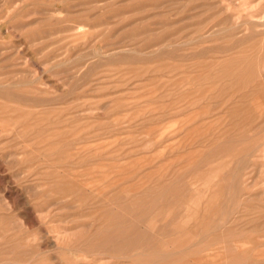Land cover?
<instances>
[{
	"label": "rangeland",
	"instance_id": "1",
	"mask_svg": "<svg viewBox=\"0 0 264 264\" xmlns=\"http://www.w3.org/2000/svg\"><path fill=\"white\" fill-rule=\"evenodd\" d=\"M0 247L263 264L264 0H0Z\"/></svg>",
	"mask_w": 264,
	"mask_h": 264
},
{
	"label": "bare ground",
	"instance_id": "2",
	"mask_svg": "<svg viewBox=\"0 0 264 264\" xmlns=\"http://www.w3.org/2000/svg\"><path fill=\"white\" fill-rule=\"evenodd\" d=\"M17 50H18V49H17ZM2 75H3V74H2ZM260 108H261V107H260ZM82 141H83V140H82ZM74 142H75V141H74ZM86 142H87V141H86ZM17 155H18V154H17ZM94 159H95V158H94ZM1 166H2V165H1ZM3 169H4V168H3ZM174 173H175V172H174ZM137 183H138V182H137ZM83 185H84V184H83ZM123 188H124V187H123ZM195 188H196V187H195ZM115 189H116V188H115ZM196 190H197V189H196ZM127 192H128V191H127ZM196 193H197V192H196ZM196 193H195V194H196ZM128 194H129V193H128ZM132 194H133V193H132ZM199 194H200V193H199ZM200 195H201V194H200ZM210 195H212V193H210ZM130 196H131V194H130ZM208 196H209V195H208ZM214 196H215V195H214ZM185 197H186V196H185ZM212 197H213V196H212ZM212 197H210V198L208 197L207 199H211ZM131 198H132V197H131ZM207 199H206V200H207ZM6 200H7V199H6ZM119 200H120V199H119ZM197 200H198V199H197ZM214 200H215V198H214ZM115 201H116V200H115ZM212 201H213V200H212ZM122 202H123V201H122ZM114 203H115V202H114ZM107 204H108V203H107ZM109 204H110V202H109ZM185 204H186V203H185ZM86 205H87V204H86ZM211 205H214V204H211ZM211 205H210V206H211ZM112 206H113V205H112ZM204 206L206 207V205H204ZM202 207H203V206H202ZM211 208H212V207H211ZM9 209H10V208H9ZM29 209H30V208H29ZM127 209H128V208H127ZM154 209H155V207H154ZM154 209H153V210H154ZM160 209H161V208H159V210H160ZM202 209H203V208H202ZM207 209H208V210H206V211H209V210H210V209H209V206H208ZM126 211H127V210H126ZM184 211H185V210H184ZM202 211H203V210H202ZM37 212H38V211H37ZM40 212H41V211H40ZM127 212H128V211H127ZM127 212H126V213H127ZM145 212H146V211H145ZM155 212H156V211H155ZM189 212H190V211H189ZM204 212H205V211H204ZM31 213H32V212H31ZM124 213H125V212H124ZM165 213H166V212H165ZM196 213H197V212H196ZM200 213H201V212H200ZM131 214H132V213H131ZM142 214H143V215H141V216L144 217V216H145L144 214H146V213L143 212ZM152 214H154V213L152 212ZM192 214H194V213H192ZM201 214H202V213H201ZM206 214H207L206 216H208V213H206ZM33 215H34V214H33ZM40 215H42V214H40ZM128 215H130V214H128ZM132 215H133V214H132ZM135 215H136V213H135ZM34 216H35V215H34ZM34 216H33V217H34ZM149 216H150V215H149ZM166 216H168V215H166ZM169 216H170V215H169ZM185 216H186V214H185ZM199 216H200V215H199ZM199 216H198V217H199ZM221 216H222V215H221ZM221 216H220V217H221ZM130 217H131V216H130ZM135 217H138V216H135ZM26 218H27V217H26ZM117 218H118V217H117ZM138 218H139V217H138ZM145 218H146V217H144V219H145ZM184 218H185V217H184ZM206 218H207V217H206ZM28 219H29V217H28ZM133 219H134V218H133ZM133 219H132V220H133ZM164 219H165V218H164ZM166 219H167V218H166ZM195 219H197V218H195ZM29 220H30V219H29ZM32 220H33V219H32ZM147 220H148V219H147ZM147 220H146V221H147ZM174 220H175V219H174ZM199 220H200V218H199ZM199 220H198V221H199ZM35 221H36V218H35ZM123 221H124V220H123ZM138 221H139V219H138ZM157 221H158V220H157ZM31 222H32V221H31ZM131 222H132V221H131ZM173 222H174V221H173ZM173 222H172V224H173ZM175 222H176V221H175ZM178 222H179V221H178ZM178 222H177V223H178ZM27 223H28V222H27ZM111 223H113V222H111ZM134 223H136V222H134ZM147 223H148V222H147ZM113 224H114V223H113ZM127 224H128V223H127ZM168 224H169V223H168ZM130 225H131V224H130ZM142 225H143V224H142ZM142 225H141V226H142ZM193 225H196V226H197V224H193ZM224 225H225V224H224ZM98 226H99V225H98ZM109 226H110V225H109ZM115 226H117V225H115ZM118 226H119V225H118ZM128 226H129V225H128ZM128 226H127V228H128ZM131 226H132V225H131ZM158 226H159V225H158ZM158 226H157V227H158ZM180 226H181V225H180ZM187 226H188V225H187ZM190 226H192V225H190ZM190 226H189V229H190ZM99 227H100V226H99ZM99 227H98V228H99ZM106 227H107V225H106ZM120 227H123V226L120 225ZM120 227H119V228H120ZM147 227H148V226H147ZM147 227H146V228H147ZM102 228H103V227H102ZM102 228H101V229H102ZM107 228H108V227H107ZM125 228H126V227H125ZM144 228H145V227H144ZM101 229H100V230H101ZM148 229H150V228H148ZM179 229H180V228H179ZM106 230H107V229H106ZM109 230H110V229H109ZM112 230H113V229H112ZM115 230H117V229H115ZM122 230H123V229H122ZM159 230H160V229H159ZM161 230H162V229H161ZM170 230H171V229H170ZM182 230H184V229H182ZM118 231H119V229H118ZM143 231H144V230H143ZM163 231H164V230H163ZM163 231H160V232H163ZM178 231H179V230H178ZM105 232H106V231H105ZM107 232H108V231H107ZM115 232H116V231H115ZM128 232H129V230H128ZM133 232H134V231H133ZM154 232H155V231H154ZM154 232H153V234H154ZM100 233H101V231H100ZM156 233H157V232H156ZM52 234H53V233H52ZM54 234H55V233H54ZM56 234H57V233H56ZM58 234H59V233H58ZM62 234H63V233H62ZM64 234H66V233H64ZM98 234H99V233H98ZM165 234H166V233H165ZM173 234H174V233H173ZM173 234H172V235H173ZM5 235H6V234H5ZM142 235H143V234H142ZM142 235H141V236H142ZM170 235H171V234H170ZM170 235H169V236H170ZM174 235H175V234H174ZM64 236H65V235H63V238H62L63 240H64ZM127 236H128V235H127ZM1 237H2V236H1ZM54 237H56V236H54ZM58 237H59V236H58ZM58 237H57V239L59 240ZM67 237H68V235H67ZM164 237H165V236H164ZM170 237H171V236H170ZM50 238H51V237H50ZM110 238H111V237H110ZM126 238H127V237H126ZM162 238H163V236H162ZM57 239H56V241H57ZM62 239H60V240H62ZM69 239H70V238H69ZM123 239H124V238H123ZM159 239L162 240L161 238H159ZM163 239H164V238H163ZM48 240H50V239H48ZM116 240H117V239H116ZM177 240H178V239H177ZM42 241H43V240H42ZM158 241H159V240H158ZM158 241H157V242H158ZM240 241H241V240H240ZM242 241H243V240H242ZM53 242H54V241H53ZM58 242L60 243L61 241H58ZM62 242L64 243V241H62ZM160 242H161V241H160ZM178 242H180V241L178 240L177 243H178ZM18 243H19V242H18ZM55 243H56V242H55ZM115 243H116V241H115ZM218 243H219V242H218ZM232 243H233V241H232ZM49 244H50V243H49ZM69 244H70L69 246L72 245L71 243H69ZM137 244H140V243H137ZM226 244H227V243H226ZM242 244H243V243H242ZM54 245H55V244H54ZM54 245H53V246H54ZM63 245H64V244H63ZM63 245H62V246H63ZM86 245H87V244H86ZM152 245H153V243H152ZM7 246H8V245H7ZM50 246H51V245H50ZM57 246H59V245H57ZM60 246H61V244H60ZM136 246H137V245H136ZM180 246H181V245H180ZM232 246H234V245L232 244ZM246 246H247V245H246ZM67 247H68V245H67ZM162 247H163V246H162ZM173 247H174V245L172 246V248H173ZM249 247H250V246H249ZM0 248H1V247H0ZM21 248H22V247H21ZM45 248H46V247H45ZM68 248H69V247H68ZM68 248H67V249H68ZM95 248H96V247H95ZM172 248H171V249H172ZM178 248H180V247H178ZM51 249H52V248H51ZM61 249H62V248H61ZM75 249H76V248H75ZM105 249H109V248H105ZM134 249H135V248H134ZM146 249H147V248H146ZM175 249L178 250L177 248H175ZM175 249H174V251H175ZM236 249H237V248H236ZM238 249H239V248H238ZM242 249H243V248H242ZM53 250H56V249H53ZM57 250H58V248H57ZM57 250H56V251H57ZM59 250H60V249H59ZM64 250H65V249H64ZM78 250H79V249H78ZM165 250H166V249H165ZM224 250H226V249L224 248ZM251 250H252V249H251ZM251 250H250V251H251ZM48 251H49V250H48ZM61 251H62V250H61ZM71 251H72V250H70V252H71ZM79 251H80V250H79ZM81 251H82V249H81ZM102 251H103V250H101V252H102ZM143 251H144V248H143ZM143 251H142L141 253H143ZM169 251H170V249H169ZM169 251H168V252H169ZM179 251H180V250H179ZM179 251H177V252H179ZM217 251H218V249H217ZM46 252H47V251H46ZM82 252H84V251H82ZM131 252H132V251H131ZM131 252H130V253H131ZM144 252H145V251H144ZM149 252H150V251H149ZM152 252L156 253L155 250H153ZM152 252H151V255L153 254ZM237 252H238V251H237ZM243 252H244V251H243ZM256 252H257V251H256ZM12 253H13V252H12ZM20 253H21V252H20ZM71 253H72V252H71ZM71 253H70V254H71ZM74 253H75V251H74ZM85 253H86V252H85ZM92 253H94V252H92ZM160 253H162V252H160ZM175 253H176V252H175ZM215 253H216V252H215ZM218 253H219V252H218ZM244 253H245V252H244ZM251 253H252V252H251ZM78 254H79V253H78ZM82 254H83V253H82ZM82 254H81V255H82ZM87 254H88V253H87ZM95 254H96V253H95ZM133 254H136V253H133ZM146 254H147V252H146ZM149 254H150V253H149ZM149 254H148V255H149ZM177 254H179V253H177ZM229 254H231V253H229ZM255 254H256V253H255ZM76 255H77V254H76ZM79 255H80V254H79ZM84 255H86V254H84ZM91 255H92V254H91ZM109 255H111V253H110ZM115 255H116V254H115ZM126 255H127V253H126ZM139 255H140V254H139ZM142 255H143V254H142ZM153 255H154V254H153ZM158 255H159V254H158ZM166 255H167V254H166ZM175 255H176V254H174V257H175ZM208 255H209V254H208ZM233 255H234V254H233ZM86 256H87V255H86ZM88 256H89V255H88ZM93 256H94V255H93ZM95 256H99V255H95ZM118 256H119V255H117L116 257H118ZM132 256H133V255H132ZM135 256H136V255H135ZM137 256H138V255H137ZM146 256H147V255H146ZM154 256H155V255H154ZM156 256H157V253H156ZM170 256H171V255H169V257H170ZM212 256H214V255H212ZM229 256H230V255H229ZM229 256H228V257H229ZM80 257H81V256H80ZM84 257H85V256H84ZM90 257H91V256H90ZM104 257H105V256H104ZM110 257H112V256H110ZM120 257H121V256H120ZM126 257H127V256H125V258H126ZM129 257H130V256H129ZM142 257H144V256H142ZM148 257H149V256H147V258H148ZM157 257H158V256H157ZM157 257H156V258H157ZM206 257H207V256H206ZM220 257H221V256H220ZM235 257H236V256H235ZM105 258H106V257H105ZM113 258H114V257H113ZM123 258H124V255H123ZM131 258H134V257H131ZM137 258H138V257H137ZM150 258H152V257H150ZM154 258H155V257H154ZM159 258H160V257H159ZM161 258H162V257H161ZM214 258H215V257H214ZM249 258H250V257H249ZM14 259H15V258H14ZM33 259H34V258H33ZM212 259H213V258H212ZM247 259H248V258H247ZM34 260H35V259H34ZM97 260H98V259H97ZM99 260H100V259H99ZM102 260H103V259H102ZM107 260H109V259H107ZM116 260H117V259H116ZM125 260H126V259H125ZM139 260H140V259H139ZM144 260H145V259H144ZM155 260H156V259H155ZM215 260H216V259H215ZM237 260H238V259H237ZM245 260H246V259H244V261H245ZM8 261H9V260H8ZM10 261H12V260H10ZM104 261H105V259H104ZM120 261H121V260H120ZM142 261H143V260H142ZM142 261H141V262H142ZM157 261H158V260H157ZM157 261H155V262L157 263ZM161 261H162V260H161ZM161 261H160V262H161ZM240 261H241V262H240ZM240 261H238V262H239L240 264H243V263H242V260H240ZM251 261H252V260H251ZM13 262H14V261H13ZM13 262H12V263H13ZM20 262H21V261H20ZM67 262H68V261H67ZM77 262H78V261H77ZM121 262H122V261H121ZM129 262H131V261H129ZM134 262H135V261H134ZM138 262H139V261H138ZM148 262H149V261H148ZM153 262H154V260H153ZM160 262H158V264H159ZM248 262H249V259H248ZM248 262H246V263L248 264ZM259 262H260V261H259ZM259 262H258V263H259ZM3 263H4V262H3ZM24 263H25V262H24ZM24 263H23V264H24ZM28 263H29V262H28ZM68 263H69V262H68ZM70 263H71V262H70ZM100 263H101V262H100ZM102 263H103V261H102ZM109 263H111V262H109ZM131 263H132V262H131ZM139 263H140V262H139ZM150 263H151V262H150ZM156 263H155V264H156ZM173 263H174V262H173ZM173 263H172V264H173ZM175 263H176V262H175ZM175 263H174V264H175ZM201 263H202V262H201ZM209 263H210V262H209ZM0 264H2V263L0 262ZM5 264H6V263H5ZM25 264H26V263H25ZM77 264H78V263H77ZM142 264H145V263H142ZM147 264H148V263H147ZM177 264H178V263H177ZM204 264H205V263H204ZM207 264H208V263H207ZM234 264H236V262H235ZM244 264H245V263H244ZM251 264H252V263H251ZM253 264H254V262H253ZM263 264H264V263H263Z\"/></svg>",
	"mask_w": 264,
	"mask_h": 264
}]
</instances>
